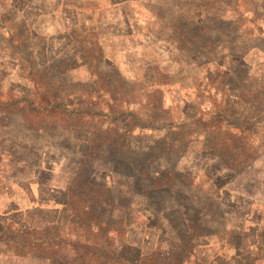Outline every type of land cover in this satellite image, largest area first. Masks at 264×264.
<instances>
[{
	"label": "rangeland",
	"instance_id": "374dc122",
	"mask_svg": "<svg viewBox=\"0 0 264 264\" xmlns=\"http://www.w3.org/2000/svg\"><path fill=\"white\" fill-rule=\"evenodd\" d=\"M14 1L0 0V14L8 11L11 29L24 37L31 28L21 21V10L39 9L36 13L42 18L36 19V24L43 29L39 33L51 38L47 57L56 55L60 46L69 42L70 28L76 33L97 29L105 57L118 65L119 82L129 91L137 90L130 94L129 104H122L123 108H140L148 113L161 96L165 107H174L175 118L182 116V112L201 118V125L196 120H185L189 132L199 131L205 122L206 126L214 125L216 114L217 124L231 123V136H218V155L205 148L200 134L191 135L181 148L183 153L172 162L178 161L176 169L188 174L187 192L193 189L189 194L206 202L212 208L214 220L220 222L212 225L209 235L200 236L189 262L231 264L235 247H245L247 263L264 264V0H58L47 13L43 2L46 6L47 1L49 4L56 0H21L16 5L20 10L10 12ZM4 30L0 22L1 46L6 44ZM40 46H28L25 52L35 55ZM2 53L5 73L1 89L20 92L18 88L25 81L18 74L19 59L8 47ZM72 74L81 82L90 78L81 64ZM154 88L161 90L160 93L153 94ZM110 104V100H102L103 114H107ZM23 120L17 109L0 115V145L8 144V136L12 135L19 155L23 156L17 165L7 160L5 154L0 158V214L14 205L16 210H23L32 202L50 210L59 207L51 196L48 198L52 201H47V196L51 190L64 187L66 174L78 164L75 149L82 151L86 147L76 142L75 136H65L59 126L46 125V129H39ZM118 120L122 126L126 118L121 115ZM106 124L107 121L102 128ZM80 130L74 129L75 133L84 135ZM83 130L89 132L87 128ZM44 132L62 135L50 137ZM164 133L160 128H135L131 135L138 137L132 146L146 148ZM226 139L230 143L225 144ZM227 147L231 151L223 159ZM130 152L133 154L129 157L119 148L103 145L95 159L100 164L94 165L100 169L94 176L107 182L119 179L124 182V177L131 176L147 158L137 149ZM158 153L154 151L157 157ZM23 158L31 162L28 170L21 166ZM151 163L154 173L166 167L161 158ZM39 171L47 173V180L40 184ZM166 202L164 208H169L170 201ZM182 202L183 199L177 201L180 208L188 209ZM137 208L139 213L135 211L130 216L131 223L125 228L127 238L144 248L159 239L166 244L168 235L176 228L172 223H178L175 211L156 215L148 202ZM152 214L151 224L145 222ZM4 254L0 256V264H44Z\"/></svg>",
	"mask_w": 264,
	"mask_h": 264
},
{
	"label": "trees",
	"instance_id": "16d2710c",
	"mask_svg": "<svg viewBox=\"0 0 264 264\" xmlns=\"http://www.w3.org/2000/svg\"><path fill=\"white\" fill-rule=\"evenodd\" d=\"M20 1L12 2L10 12L20 10V6H16ZM57 3L58 0L49 4L47 1L45 6L43 2V10L47 13ZM38 10L35 7L21 10V21L31 28L24 37L16 35L11 29L8 11L0 14L6 38L5 46L0 45V115L17 109L28 126L39 129H46V125L59 126L65 136H75L76 142L86 147L82 151L75 149L78 164L66 174L64 187L51 190L47 196H51L53 203L59 207L54 206L50 210L32 202L30 207L23 210H16L14 205L0 214V256H6V253L7 256L26 257L44 264H191L189 256L198 244L197 240L201 235H209L208 230L212 225L220 222L214 220L212 208L206 202L204 204L200 198L189 194L193 189L187 192L186 187L189 186L185 177L188 174L176 169L178 161L172 162L183 153L181 148L191 135L198 137L200 134L205 148L218 155V136H231V123L217 124L216 114L213 117L214 125L206 126L205 122L199 131L189 132L184 125L185 120H196L201 125V118L189 117L185 112L175 118L174 107H165L161 96L148 113L142 112L140 108H123L122 104H129L130 94H135L137 90L129 91L119 82L121 75L118 65L113 59L105 57L99 31L88 29L76 33L70 28L69 42L61 45L56 55L47 57L51 38L46 39L39 33L43 29L37 28L36 19L42 18L40 13H36ZM35 45H41L37 52L38 58L36 53L25 52L28 46ZM4 47H8L20 62L18 74L25 83L18 88L20 92L17 93L12 88L5 91L1 89V78L5 73V68H2ZM78 64L87 68L90 74L88 81L74 79L72 70ZM152 90L153 94L161 91L158 88ZM105 99L111 101L107 114L100 110V104ZM121 115L126 120L119 126L118 117ZM106 121V126L102 128ZM90 124L98 126L90 128ZM135 128H160L165 133L146 148H137L132 146L134 138L138 137L131 135ZM74 129H81L84 135L75 133ZM44 135L51 137L62 134L44 132ZM8 137L10 146L0 145V158L5 154L7 160L17 165L23 156L19 155L12 135ZM228 142L229 139H226L225 144ZM103 145L119 148L129 157L133 154L130 151L137 149L147 158L144 165L131 176L124 177V182L121 179L107 182L94 176L100 169L99 165H94L100 164L95 159ZM154 151H159L158 157ZM230 151V147L225 148L222 158L226 159ZM159 158L166 163V167L154 173L151 162ZM21 162L23 170L31 167L28 159L23 158ZM39 172L38 184L47 180V173ZM103 174L104 171L101 177ZM223 193L227 196L226 192ZM168 194H171L169 198ZM180 199H183L182 204L188 209L180 208L181 205L177 204ZM50 200L48 198L47 201ZM166 201H170L169 208H164ZM146 202L152 205V212L156 215L174 210L178 217V223H172L176 228L168 235L166 244L159 239L144 248L127 238L125 228L130 216ZM192 208L196 211L190 212ZM152 216L144 221L151 224L154 214ZM247 252L245 247H235L231 264H251L247 263Z\"/></svg>",
	"mask_w": 264,
	"mask_h": 264
}]
</instances>
